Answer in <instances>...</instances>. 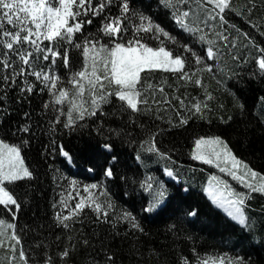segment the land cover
<instances>
[{
	"label": "snow or ice",
	"instance_id": "obj_1",
	"mask_svg": "<svg viewBox=\"0 0 264 264\" xmlns=\"http://www.w3.org/2000/svg\"><path fill=\"white\" fill-rule=\"evenodd\" d=\"M233 2L157 0L158 5L169 12L178 28L190 34L189 39L193 43H181L150 15L133 8L132 0H0V117L7 115L4 101L13 90H18L19 101H27L37 92L49 95L50 100L45 101L42 108L57 113L51 119L52 127L62 125L66 129L77 127L79 121L96 118L98 114L100 117L127 115L129 122H132L133 116L139 118L141 113L152 109L166 111L163 106H171L172 99L179 101L181 108H184V99L178 96L169 99L163 85L156 87L152 83L145 84L146 76L162 71L204 87L201 79L193 80V77L200 71L213 72L220 48L235 50L240 37L257 47L259 56L255 63L258 74L264 76V47H258L249 33L240 32L226 19L232 13L251 17L256 2L247 0L240 11L233 6ZM94 20H99V27L94 32H88L87 28ZM249 23L264 37L259 25L251 20ZM229 27L236 31V36L230 38ZM209 34L215 39L209 38ZM196 41L206 47L196 50ZM169 45L175 46V51ZM73 50H78L81 61L76 70ZM232 59L238 61L240 57L232 55ZM193 66L195 71L190 73L188 69ZM59 68L67 73L66 79L57 71ZM37 84L41 87L38 88ZM157 93L162 94L163 98L157 99ZM212 99L211 93L206 92L205 99L194 102L190 111L203 117L208 109V101ZM109 105L114 107L111 113L104 111V107ZM61 117H66V120ZM23 119L25 123L20 124L14 133L20 138L18 144L0 139V211L10 217L5 219L0 216V249L6 254L0 259V264H57V261L67 264L78 248L92 246V241L75 227H83L84 218L89 212L94 214V225L107 224L115 228L123 221L134 231L143 233L144 229L131 212L124 211L113 219L116 206L102 184L80 186L73 179L67 181V190L62 191L59 200L52 205L57 209L54 212V226L66 232V243L62 250L54 255L49 251L53 246L59 247L60 235H56L51 242L47 238L37 239L26 247L22 239L23 230L18 232L15 222L23 200L14 192L18 182L35 179L22 154L33 136L31 113L25 112ZM188 122L183 117L179 121L181 125ZM144 143L148 144L147 151L163 159H171L156 147V133H152ZM101 147L107 152L112 151L111 144L106 143ZM57 150L67 162L72 161V156L62 144L52 141L46 146V152ZM136 158L140 159L139 156ZM116 159V156H112V163ZM191 159L213 166L220 174H226L247 189L246 192H237L227 179L213 174L205 191L211 202L222 208L227 217L238 226L250 229V217L246 215L247 201L253 193L264 195V174L239 159L220 136L195 139ZM88 171H93V168ZM165 172L169 177L173 176L172 170L165 169ZM104 176L113 178L111 166L105 168ZM142 187L150 196L147 207L143 209L145 213L152 212L158 206L160 211L167 208L171 197L164 184L154 186L146 181ZM188 215L195 216L197 211L192 210ZM77 232L79 236L74 235ZM96 251H103L102 260L93 257L91 264H116L114 255L107 249ZM35 256L40 258L34 259ZM210 261L211 264H246L243 257L232 258L227 254L203 259L198 257L196 264H210ZM181 264L190 262L187 257H181Z\"/></svg>",
	"mask_w": 264,
	"mask_h": 264
},
{
	"label": "trees",
	"instance_id": "obj_2",
	"mask_svg": "<svg viewBox=\"0 0 264 264\" xmlns=\"http://www.w3.org/2000/svg\"><path fill=\"white\" fill-rule=\"evenodd\" d=\"M255 2L251 17L232 13L226 19L240 32L249 33L258 47H264V37L249 23L251 20L260 26V31H264V0ZM246 3L247 0H234L233 6L240 11ZM132 7L150 15L181 43H193L189 39L190 34L178 28L157 0H132ZM98 27L99 20H94L87 31L94 32ZM229 32L230 38L236 36V31L230 27ZM209 38L215 39L211 34ZM236 43L235 50L220 48L213 72L200 71L193 77V80L201 79L204 87L180 80L172 73L157 71L147 75L145 84L163 85L169 99L178 96L184 99L185 107L181 108L179 101L172 99L171 106H163L166 111L152 109L141 113L139 118L133 116L132 122L127 115L100 117L98 114L96 118L79 121V126L74 128L66 129L62 125L52 127L51 119L57 113L42 108L43 103L50 100L49 95L37 92L27 101H19L18 90L11 91L4 101L7 115L0 117V138L11 144L20 142L19 136L14 133L20 124L25 123V112L31 113L33 126L32 139L22 154L35 179L18 182L14 186L15 194L23 200L15 222L17 231L23 230L25 246L41 238L51 242L56 235H60L59 247L53 246L49 251L54 255L62 250L66 232L54 226L57 209L52 205L59 200L61 192L67 190V181L75 179L80 186L102 184L116 206L113 219L124 211L131 212L144 231H134L123 221L115 228L107 224L94 225V214L89 212L83 227H75L92 241V246L78 248L67 264H91L93 257L102 260L103 251H96L100 249H107L113 254L116 264H181V257H187L190 264H196L198 257L203 259L224 254L232 258L243 257L246 264H264V195L253 193L247 201L246 212L252 227L245 229L238 226L203 192L202 186L210 176L219 174L218 169L191 159L195 139L220 136L237 157L264 174V100H261L264 97V76L258 74L255 63L259 52L243 37ZM195 44L198 51L206 47L198 41ZM169 47L175 51V46ZM232 55L240 59L234 61ZM72 57L76 70L81 63L78 50H73ZM57 71L62 78H67L64 69ZM188 71H195V66ZM37 87L41 85L37 84ZM206 92L213 97L208 101V109L203 117L193 115L191 105L197 100L203 101ZM162 98V94L157 93V99ZM104 111L111 113L114 107L105 106ZM181 117L188 119V124L181 125ZM61 119L66 120V117ZM152 133H156V147L160 152L167 153L170 160L147 151L148 144L144 142ZM52 141L64 146L73 158L71 163L58 150L46 152V146ZM106 143L111 144V152L101 147ZM112 156L117 157L114 163ZM109 166L113 168V178L104 176V170ZM164 167L173 171L178 182L165 178ZM88 168H93V174ZM146 181L154 186L162 183L167 188L171 201L164 211H160L159 207L150 213L143 211L150 199L149 193L142 187ZM239 187L247 191L242 185ZM192 210H196L197 215L189 216ZM0 216L10 219L2 211ZM5 255L1 251L0 259ZM57 264L60 262L57 261Z\"/></svg>",
	"mask_w": 264,
	"mask_h": 264
},
{
	"label": "rangeland",
	"instance_id": "obj_3",
	"mask_svg": "<svg viewBox=\"0 0 264 264\" xmlns=\"http://www.w3.org/2000/svg\"><path fill=\"white\" fill-rule=\"evenodd\" d=\"M208 137V136H207ZM222 138V137H221ZM1 139V138H0ZM223 139V138H222ZM228 144V143H227ZM228 146H229V144H228ZM230 147V146H229ZM231 148V147H230ZM231 150H232V148H231ZM232 152H233V150H232ZM234 153V152H233ZM235 154V153H234ZM239 158V157H238ZM240 159V158H239ZM242 160V159H241ZM243 161V160H242ZM245 162V161H244ZM245 163H247V162H245ZM248 164V163H247ZM250 167V166H249ZM254 170V169H253ZM256 171V170H255ZM258 172V171H257ZM260 173V172H259ZM218 175H220V176H222V178H224V179H227L228 181H229V183L232 185V187L237 191V192H244V190L243 189H241L238 185H240V184H238L236 181H232L231 180V178L230 177H228L226 174H218ZM211 177V176H210ZM210 177L208 178V180L204 183V185L202 186V189H203V192L206 194V196L208 197V195H207V192L205 191V189L208 187V185H209V182H210ZM213 183H215V182H213ZM83 194V193H82ZM208 199L210 200V198L208 197ZM211 201V200H210ZM214 205V204H213ZM214 206H216V205H214ZM217 207V206H216ZM218 208V207H217ZM218 209H220L224 214H226V212L222 209V208H218ZM227 215V214H226ZM246 215H247V212H246ZM248 216V215H247ZM1 251H3L2 249H0V252ZM9 255H10V253H9ZM210 264H211V262H210Z\"/></svg>",
	"mask_w": 264,
	"mask_h": 264
}]
</instances>
